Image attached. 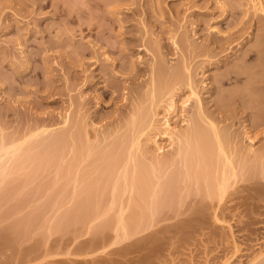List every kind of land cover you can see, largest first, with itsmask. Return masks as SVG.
Masks as SVG:
<instances>
[{
	"label": "rangeland",
	"instance_id": "rangeland-1",
	"mask_svg": "<svg viewBox=\"0 0 264 264\" xmlns=\"http://www.w3.org/2000/svg\"><path fill=\"white\" fill-rule=\"evenodd\" d=\"M176 69L185 75V83L179 85L183 84L181 91L175 94L176 111L169 114L166 101L162 102L156 109L158 124L170 115L173 125L181 131L188 125L184 119L195 116L193 103L185 108L183 105L189 94L186 81L191 75L207 116L222 132L224 156L230 160L220 157L221 161L226 163L229 174L233 166L238 174L230 175L220 198L219 188L211 184L212 190H208L211 176L206 174L205 182L201 177L193 184L196 173L189 178L176 163L179 173L189 178L186 180L193 178L192 184L187 181L186 190L183 177L173 180L178 173L177 169L172 171L176 164L167 163L171 166L166 164L165 168H170L172 177L167 176V169L161 171L173 181L171 184L162 178L161 182L176 188L170 193L166 185L162 186L166 191L161 192L170 194L162 195L165 202L158 195L159 201L156 198L151 203V216L143 199L146 204L141 202V206L129 201L131 193L120 176L124 177L128 165L135 162L138 166L144 160L150 164L153 156L155 160L158 156L163 159L174 149L169 139L160 135L162 131L153 130L141 138L143 146L148 140L146 150L141 144L138 149L142 147V151L133 152L136 146L131 145L136 144L138 131L134 133L128 123L131 116L139 117L133 114L137 109L149 110L146 116L150 119V110H155L150 106L152 78L161 76L170 83ZM66 114L70 115L69 124L63 122ZM144 116L139 119L145 121ZM75 123H81L82 128ZM43 127H50L49 132L25 142L19 153L24 155L22 158L33 155V159L24 158L28 170L21 162L26 166L18 163L21 171L8 170L4 182L0 176V264H261L264 0H0V153L3 146L21 141ZM64 128H79L82 137L87 135L90 142L84 137L85 142L77 144L81 137L75 143L68 139L66 145L63 142L50 148V143L47 147L51 142L48 139ZM154 137L162 149L153 143ZM91 142L96 148L90 145L87 151H91L87 152L84 146L87 143L88 148ZM78 150L86 161L81 155L80 160L73 159ZM132 152L138 154L136 158L134 154V162L127 160ZM47 154L52 156L41 167V157ZM117 154L120 158H115ZM40 155L43 156L38 159ZM102 157L104 161L94 163L101 167L93 165L91 159ZM34 164H39L37 171ZM19 165L14 168H21ZM134 165L126 177L132 178ZM95 168L106 170L110 178L104 184L108 179L104 173L105 182L99 181L98 185L95 180L99 192L91 189L90 193L88 185L86 189L83 185L85 178L90 184L89 178L95 177ZM85 171L88 174L81 176ZM218 171L216 175L212 171L208 174H214L217 180ZM117 176L120 180L113 184ZM116 185L127 191L122 195L119 189L121 196L113 199L112 205L113 194H118ZM136 190L141 201L143 195ZM82 202L87 203L81 206ZM93 203L101 219L96 218ZM146 211L148 218L138 226L140 214ZM120 213L129 226L124 239ZM78 217L88 220L80 221ZM96 235L103 242L97 243L100 248L94 245L95 249L91 240Z\"/></svg>",
	"mask_w": 264,
	"mask_h": 264
},
{
	"label": "bare ground",
	"instance_id": "bare-ground-1",
	"mask_svg": "<svg viewBox=\"0 0 264 264\" xmlns=\"http://www.w3.org/2000/svg\"><path fill=\"white\" fill-rule=\"evenodd\" d=\"M260 4H262L261 2H259ZM262 6V5H261ZM177 70V69H176ZM188 70V72H189V68L187 69ZM173 77H174V81L173 80H171L172 81V83H171V81H170V83H167L166 81H164L163 79H161V78H159V77H161V76H158V78H152V80H151V96L150 97H152V98H150V101H152V103H153V105H150V106H153L154 108H155V110L154 111H152V110H150V112L152 113H150L151 115H150V119L148 120V118H149V115H147L146 116V110L147 109H145V108H143V112H141L140 110L137 112V110H136V112L135 113H133V114H136L137 115V113H138V115H139V117L141 116L142 117V119H144L143 118V116H144V114H145V116L144 117H146V119H145V121L144 120H140L139 119V117H132L131 116V122H129L128 124H129V127H131L132 129H134L133 130V132L135 133L136 131L135 130H137L138 131V135H137V137L135 136H133L134 137V140H135V138H136V144H134L133 145V143H132V145H131V147L132 146H136L137 147V149H138V147H140L141 146V144H142V146H143V142L141 143V141H142V139H143V137H148L149 136V131H157V130H160V132L162 131V134H160V132L158 131V133L160 134V135H163L164 137H166V138H168L169 139V141H170V147H172L174 150L172 151H170L169 152V155L170 156H166V157H163V159H162V157L160 158V156H156L157 158H156V160H155V156H151L152 158H153V164H152V158L149 160L150 161V164H149V162H147V163H145V160L144 161H139L140 163H141V166H146L147 165V167H145V168H147L146 170H145V168H141V166L139 165L140 163H138V161H136V164L138 165V166H135L134 164H135V159H134V154H136L135 155V158H136V156L139 154L138 152H139V150L140 151H142V147H141V149L139 148L138 149V151H137V149H136V147L134 148L135 150H133V149H131V150H133V152L134 151H136L137 153H133V155L132 156H130L129 155V159H127L128 161H130V160H132V162H134V164L132 163V165H128V172H129V168H130V166H133L134 165V167L135 168H138L139 166V168L138 169H133V167H132V170L134 171L133 172V176H132V178H131V176L128 178V177H126V175L128 174V172H127V170H126V173H124V177H122L123 176V174H122V176H120L122 179H123V186L124 187H127V188H129V189H127L128 191H130V198H129V201H134L133 202V204L134 205H137V206H141V205H143V204H146V203H144V202H147V206H149V210L152 208L151 206V203L157 198V201H159V198H158V195L160 196V199L162 198V201L163 202H165V199H163V197L164 196H162V195H164V194H167L168 192H170V193H172V189H174V191H175V188L173 187V185H171L170 186V184L168 183V182H170L171 183V181H173L174 180V178H176L177 176L178 177H183V174H184V172H183V169H184V171H186L187 172V176L190 178V176H191V174H192V172H194V173H196V175L195 174H193L194 175V177L193 178H198L199 177V179H194V183L193 184H196L197 182H199L200 181V179H201V177H203L202 178V180H206V178L207 177H205L204 175H206L207 174V176L209 177V176H211L212 177V179H211V181H210V183H209V180H210V177H209V179H208V186H209V188H208V190H210L211 189V186L213 185V188L215 187L216 189L217 188H219V191H218V189H217V193H218V195H219V197L220 198H222L223 196H224V194H225V191H226V186L228 185L227 183H228V181L230 180V175H231V177H235L236 176V174H238V173H236L235 172V169L236 168H233V167H235V166H233L231 169L233 170H231V174H229V172L227 171V167H224L225 166V164L223 163V161H221V158H223L222 160H226V161H228L229 162V158H227L228 156H224V154H225V150L223 149V147L224 146H222V139H221V133L222 132H220V129H219V127L218 126H216V122L215 121H213L212 119H210L208 116H207V114H206V112H205V109H204V103H203V100H202V98H201V94L199 93V90L197 89V86H196V83L195 82H193L192 81V77H191V75H190V78H189V81L187 80L186 81V86H187V84H188V90H189V92H187V93H189L188 95H187V98L184 100V102H183V105H184V108L187 106V104L190 102V103H193L192 105V107H193V109H192V111H193V115H195V116H193V118H191V116H190V118H187V119H184L185 121L187 120V123H188V125H187V127H186V129H183V130H177V128H176V126H174L173 125V123L171 122V120H172V118L170 117V115L169 116H167L165 119H164V122H162V124L160 123V124H158V122H157V120H156V114H157V111H156V109L160 106V105H162V102H165L166 104H167V106H166V109L169 111V114H171V113H173L174 111H176L175 109V107H176V101L174 100V98H175V94H176V91H178L181 87H182V85L185 83V81H183L182 80V78H185V75L184 74H182L179 70H177L176 72L175 71H173ZM163 80V81H162ZM181 80H182V82H181ZM188 82V83H187ZM180 83H183V84H181V86H179L180 85ZM195 83V84H194ZM184 88H186V87H183V89ZM187 89V88H186ZM185 90V89H184ZM188 90H186V91H188ZM180 91H181V89H180ZM152 99V100H151ZM151 103V104H152ZM165 104V105H166ZM140 109H141V107H140ZM149 110H147V112H148ZM168 111H166V112H168ZM139 113H141V114H139ZM144 113V114H143ZM147 114H149V112L147 113ZM137 115V116H138ZM140 117V118H141ZM138 118V119H137ZM202 120H203V123H200V122H202ZM147 121V122H146ZM63 122H64V124H69L70 123V115L69 114H66L65 116H64V120H63ZM146 122V123H145ZM81 123H75V126H78L79 127V125H80ZM127 124V125H128ZM80 127L82 128V126L80 125ZM79 127V128H80ZM128 127V128H129ZM218 127V128H217ZM67 128V127H66ZM73 129V128H68V129H65L64 128V130H62V132H60V134H58V135H55V136H51V138L50 139H48L49 141L51 140V142H48L47 144H46V146L47 147H49V144L51 143V145H50V148H51V146L53 147L54 145V147H57L58 146V143L59 144H61L62 145V143L64 144V145H66V143H68V139H71V142L72 143H75V140L76 139H80L81 137H82V132H81V130L80 129ZM132 129H130V130H132ZM49 130H50V127H43V128H40V129H38V130H36V131H33L32 133H30L28 136H26L23 140H21V141H17V142H13L11 145H9V146H3L2 147V149L3 150H1V153L3 152V154H1L0 153V155H2V156H0V165H1V167H0V176H2V178L1 179H3V182H4V179L6 178V176H7V172H8V170H17L18 172L19 171H21V169H22V166L21 165H19V164H22V165H24L25 163L24 162H28V161H26V160H28V159H33V155H29V154H27V155H29V156H26V157H24L25 159L27 158V157H30V156H32L31 158H27L26 160L24 159V158H22V156H24V155H20L19 156V153H20V151H21V148H22V146H23V144L25 143V142H27V141H30L31 139L33 140V138L35 137H37L38 135H40V134H45V133H48L49 132ZM221 131H222V129H221ZM137 133V132H136ZM147 133H148V135H147ZM249 134V133H248ZM156 135H158V134H156ZM85 137V136H84ZM84 137H82L81 138V140H78L79 141V143H78V141H77V144H80L81 142L82 143H84L85 141H84ZM156 137V136H155ZM155 137H154V142L153 143H156L157 144V147H158V150H160V149H162V146H161V144H158V142H160V141H158V138H156L155 139ZM34 138V139H35ZM142 138V139H141ZM161 138V137H160ZM254 137L252 136V135H249V137H248V139L249 140H251V141H253L254 139H253ZM82 139H83V141H82ZM151 139V138H150ZM85 140H87L86 142L88 143V141L90 142V139H89V137L86 135V137H85ZM152 140V139H151ZM66 141V142H65ZM146 141L148 142V140H147V138H146ZM132 142H134V141H132ZM147 142H144L145 143V145H146V143ZM87 143H86V145L85 144H82L84 147H85V149H86V151L88 150V149H90V147H93V144H92V142H91V144H89L88 145V148H87ZM91 145V146H90ZM144 145V146H145ZM90 146V147H89ZM143 146V147H144ZM93 148H96V147H93ZM145 148V147H144ZM250 148L251 149H249V150H252V148H253V146H251L250 145ZM79 150H81V149H79ZM78 150V153H74V154H78V155H75V156H77V157H75V158H73V159H75V160H80L78 157L81 155V157H84L85 158V161H86V157L84 156V153L83 152H80ZM145 150H146V148H145ZM144 150V151H145ZM219 150H221L220 151V153L221 154H223V155H221L219 152L217 153V151H219ZM82 151H83V149H82ZM89 151H91V150H89ZM89 151H87V152H89ZM253 151V150H252ZM74 152H76V150H74ZM122 152V151H121ZM83 154V156H82V154ZM142 153V152H141ZM74 154H73V156H74ZM88 154V153H87ZM120 154V153H119ZM122 154V153H121ZM219 156H218V155ZM118 155V154H117ZM144 155V152L142 153V156ZM41 156H43V155H40V156H38V159H40V157ZM50 155L49 154H47V157H41V159L42 160H44L43 162H39V163H41V167H42V164H43V166H44V164H45V162H48L49 160H50V158H51V156L49 157ZM87 156V155H86ZM104 156V159H105V155H103ZM119 157H115V158H120V155H118ZM223 156V157H222ZM35 157V156H34ZM131 157H133V158H131ZM144 157V156H143ZM221 157V158H220ZM226 157V158H225ZM21 158H22V160H21ZM36 158V157H35ZM46 158V159H45ZM47 158H48V160H47ZM52 158H54V157H52ZM77 158V159H76ZM99 158H101V157H99ZM131 158V159H130ZM165 158V159H164ZM219 158H220V161H221V163L222 164H224L223 166H220V165H222L221 163L220 164H218V161H219ZM24 159V160H23ZM104 159H103V157H102V159H91V160H93V165H96L97 163H96V161L97 160H103L104 161ZM47 160V161H46ZM84 159H82L81 161H83ZM90 160V159H89ZM140 160V159H139ZM224 160V161H225ZM24 161V162H23ZM32 161V160H31ZM95 161V162H94ZM219 161V162H220ZM21 162H23V163H21ZM36 162H38V161H36ZM36 162H33V163H36ZM90 162V163H91ZM98 162V161H97ZM102 162V161H101ZM101 162H99L100 164H101ZM127 162V161H126ZM2 163H4L3 164V166H2ZM19 163V164H18ZM32 163V162H31ZM91 163V164H92ZM94 163H96V164H94ZM128 163V162H127ZM126 163V164H127ZM167 163H172V165L173 164H178L179 166H181V170L180 171H182L183 172V174H182V172L181 173H179L180 171H178V169L179 168H177V164H176V167L174 166V168H172V171H173V173H174V170L173 169H177L176 171L179 173V175H178V173L175 175V177L173 176V180H172V178L170 179L169 177H167V176H170V177H172L171 176V174H170V168L169 169H167V168H165L166 167V164ZM19 166H21V168H17L18 167V165ZM103 164H105L106 165V159H105V162L103 163ZM103 164H102V167H104L103 166ZM109 164V163H108ZM125 164V167H127V165ZM149 164V165H148ZM163 164L165 165L163 168L161 167V166H163ZM17 166L16 167V169L14 168V166ZM26 165V164H25ZM24 165V167H26L27 166V170H28V165H26L25 166ZM39 165V164H38ZM38 165H36V164H34V166H36V171L38 170ZM110 165V164H109ZM168 165V167L169 166H171V165H169V164H167ZM217 165H219L220 167H222V170L220 169V167H218ZM228 165H230L229 163H227V166ZM232 165V164H231ZM45 166H46V164H45ZM97 167H101V165H96ZM152 168H151V167ZM13 167V168H12ZM23 167V168H24ZM40 167V168H41ZM95 166H92V168H94ZM106 168L105 169H107L108 170V168H107V166H105ZM150 167V168H149ZM216 167V171H218L217 170V167L219 168V171L217 172L218 174H217V180H216V171L214 172L213 170H214V168ZM224 167V168H223ZM231 167V166H230ZM39 168V169H40ZM164 168H165V171L167 172V170H168V175L165 173V171H161L162 169L164 170ZM20 169V170H19ZM90 169L91 168H89L87 171H89L88 173H90L91 171H90ZM125 169V168H124ZM123 169V170H124ZM141 169V170H140ZM167 169V170H166ZM224 169V170H223ZM226 169V170H225ZM26 170V169H25ZM24 170V171H25ZM96 170V168L94 169V171ZM104 170V169H103ZM103 170H99V168H98V170H96V171H98L97 173H96V171H95V173H96V175H95V177H98L99 179H95V177L94 176H91V178H89V180H90V184H88L89 182L86 180V178H85V180H86V182H85V180H84V184L85 185H83L84 186V188L86 189V187H87V185H88V188L89 189H87V190H89V192L91 191V189H92V191H93V189H95V190H97V192H99V190L97 189V187H98V185H100V183L103 181V182H105L104 184H106L107 183V181L109 180V175L107 176L106 174H108V172L106 171V170H104L105 172H103ZM140 170V171H139ZM152 170V171H151ZM221 170V171H220ZM87 171H85V172H82L81 173V176H85V174H88V173H86ZM99 171H101V172H99ZM109 171V170H108ZM149 171V172H148ZM212 171V172H211ZM227 171V172H226ZM13 172V171H12ZM69 172V171H68ZM123 172V171H122ZM125 172V171H124ZM137 172V173H136ZM191 172V173H190ZM208 172H211V173H213L214 172V174H208ZM219 172H221V173H219ZM92 173V172H91ZM90 173V174H91ZM105 173V175H106V177L108 178L107 180H105L104 181V179H102V178H104V176L105 175H103ZM172 173V174H173ZM4 174V175H3ZM84 174V175H83ZM100 174H101V176H100ZM162 174V175H161ZM167 176H166V175ZM182 174V175H181ZM92 175V174H91ZM101 177H99V176ZM130 175H132V174H130ZM153 175V176H152ZM203 175V176H202ZM213 175H214V177H213ZM219 175H221L222 177H218ZM233 175V176H232ZM129 176V175H128ZM151 176V177H150ZM162 176V177H161ZM186 176V175H185ZM186 176V177H187ZM5 177V178H4ZM90 177V176H89ZM117 177H119V176H117ZM120 177H119V179L117 178H115V180L113 181V184H114V182H116V181H118L119 182V180H120ZM127 178V180L129 181L130 180V183L127 181V183L126 182H124L125 181V179L124 178ZM154 177V178H153ZM166 177V178H165ZM177 177V178H178ZM186 177H183L182 179H185ZM191 177V178H192ZM94 178V179H93ZM131 178V179H130ZM154 180H153V179ZM163 178V180H166V181H168L167 182V184L168 185H166V183H165V185L167 186V189L169 190H167L168 192H166V193H162L161 191L163 190V192H165L166 190V188H163L162 186L164 185V184H162V182H161V179ZM189 178H186V179H189ZM193 178H192V180H193ZM0 179V180H1ZM102 179V180H101ZM106 179V178H105ZM170 179V180H169ZM179 179V178H178ZM183 180L184 181V183L186 184L187 183V181L188 180ZM215 179V180H214ZM220 179V180H219ZM94 180V181H93ZM98 181V185L95 183L96 181ZM162 180V181H163ZM192 180L190 179L188 182H190L189 184H192L191 182H192ZM195 180H197V182H195ZM205 180H204V182H205ZM99 181H101V182H99ZM159 181V182H158ZM216 181H218V182H216ZM1 182L2 181H0V184H1ZM95 184H93V183ZM102 182V183H103ZM158 182V183H157ZM164 182V181H163ZM214 182H215V184L216 183H218L217 184V186H220V187H216V185L214 184ZM109 183V182H108ZM125 183V184H124ZM113 184H112V187H113ZM172 184V183H171ZM189 184L187 183V187L188 188H185L186 186L184 185V188L187 190V189H189ZM207 181H206V183H205V187H207ZM212 184V185H211ZM227 184V185H226ZM89 185H90V187H89ZM92 185H94V188H91V187H93ZM97 185V186H96ZM127 185V186H126ZM164 185V186H165ZM215 185V186H214ZM226 185V186H225ZM95 186H96V188H95ZM122 186V188L124 189V187ZM169 186V187H168ZM173 187V188H172ZM99 188V187H98ZM116 188H118V189H114V190H117L116 192L118 193V191H120V190H122V195H123V193L124 192H126V191H123V189H121L119 186H117L116 185ZM150 188V189H149ZM170 188H171V191H170ZM82 189H83V187H82ZM120 189V190H119ZM136 190V192H138V195L140 194H142L143 196L140 198L141 199V201L139 200V197L136 195L137 193H134L135 192V190ZM146 189V190H145ZM94 190V191H95ZM101 190H103V184H102V188H101ZM113 190V191H114ZM144 190H145V192H144ZM212 190V189H211ZM132 191V192H131ZM147 191V192H146ZM173 191V192H174ZM82 192H84V190H82ZM105 192V191H104ZM115 192V193H116ZM160 192H161V194H160ZM177 192V191H176ZM86 193V192H85ZM90 193H92V192H90ZM96 193V192H95ZM134 193V194H133ZM147 193V194H146ZM148 193H150V196L148 197ZM170 193H168V194H170ZM112 194H113V192H112ZM114 196H112V201H113V203H111L112 205H114V203H115V201L113 200V199H117V197H118V195H120L121 196V194H120V192L118 193V194H113ZM120 196L118 197V198H120ZM133 196V197H132ZM135 196V197H134ZM138 198H137V197ZM146 196V197H145ZM172 196H174V195H172ZM114 197V198H113ZM133 198V199H132ZM149 198H150V200H149ZM136 199H138V201L136 200ZM142 199H143V201L144 202H142ZM146 199V200H145ZM150 201V203L148 202V200ZM170 200V199H169ZM172 200V199H171ZM85 201V200H84ZM83 201V202H84ZM111 201V202H112ZM162 201H161V203H162ZM83 202L81 203V206H84L85 204H83ZM138 202H140V204L138 203ZM141 202L143 203V204H141ZM149 203V204H148ZM169 203V202H168ZM89 204H90V202H89ZM110 204V205H111ZM153 204V203H152ZM93 209L95 210V215L97 216L96 218H100L101 219V215H100V212L98 211V209L97 208H95L96 207V205L93 203ZM111 205V206H112ZM97 206H98V208H101L100 206H99V202H97ZM87 207V206H86ZM151 207V208H150ZM97 210V211H96ZM145 211V210H144ZM143 211V212H144ZM153 210H150V215L151 216H153ZM67 212V211H66ZM141 213L140 214V217L138 218L139 220L137 221L138 222V226H140V224L142 223V221L144 222V220L146 219V217L148 218V212L146 211L145 213ZM122 213V212H121ZM120 213V217H119V222L121 223V227L120 228H122V231H123V233H121L122 235H121V238L123 237V236H125V238L127 237V235L129 234V231L126 233V231H127V229L129 230V226H127V224H125L126 222H125V218L123 217V214H121ZM84 214H86V212L84 213ZM83 213L81 214V216H85ZM88 214V213H87ZM142 214H143V219L141 218V216H142ZM95 215H94V217L93 218H95ZM65 216H66V214H65ZM87 216V215H86ZM85 216V217H86ZM88 217V219H89V216H87ZM79 219H80V217H78ZM83 218V217H82ZM82 218L80 219V221L82 220ZM93 218H90L91 220L93 219ZM145 218V219H144ZM30 219V218H29ZM60 219H62L61 217H60ZM87 218L85 219L86 221L88 220ZM98 219H95V220H98ZM140 219H141V222H140ZM31 220V219H30ZM84 220V218H83V221H85ZM90 221V220H89ZM136 222V223H137ZM106 235V234H105ZM105 235L103 236V237H105ZM97 236V238H94V240H91L92 242H91V245H93V246H91V247H94V245H96L97 246V248L100 246V244L102 245V239H101V237H98V235H96ZM116 236H117V231H116ZM119 236L120 235H118L117 236V238H119ZM130 236V235H129ZM1 238H3V237H1ZM93 239V238H92ZM116 239V238H115ZM122 239H124V237L122 238ZM104 240H106V238L104 239ZM119 241L121 240V239H118ZM117 240V241H118ZM99 241L101 242L99 245H97V243H99ZM116 241V242H117ZM90 242V241H89ZM106 242V241H105ZM104 244V243H103ZM90 245V244H89ZM105 245V244H104ZM95 248V247H94ZM100 248V247H99ZM93 249V248H92ZM96 249V248H95ZM94 250V249H93ZM104 262H106V261H104ZM109 263V262H108ZM103 264H105V263H103ZM261 264H264V259L262 260V262H261Z\"/></svg>",
	"mask_w": 264,
	"mask_h": 264
}]
</instances>
